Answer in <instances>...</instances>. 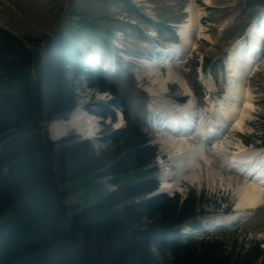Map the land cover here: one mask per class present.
<instances>
[{
    "label": "trees",
    "instance_id": "obj_1",
    "mask_svg": "<svg viewBox=\"0 0 264 264\" xmlns=\"http://www.w3.org/2000/svg\"><path fill=\"white\" fill-rule=\"evenodd\" d=\"M82 21L100 38L109 32ZM86 30L67 27L29 41L0 27V86L7 89L0 91V264H264L258 241L237 244V234L201 241L178 235L179 226L195 225L207 202L192 194L149 197L157 188L156 148L129 115L125 128L100 139L103 148L73 134L49 139L48 125L68 117L83 83L117 97L95 73L84 74L76 59L77 35ZM23 69L34 74L30 84L18 86L13 80ZM33 119L39 130L20 136ZM86 177L108 178L115 189L81 208L68 202L64 186Z\"/></svg>",
    "mask_w": 264,
    "mask_h": 264
},
{
    "label": "rangeland",
    "instance_id": "obj_2",
    "mask_svg": "<svg viewBox=\"0 0 264 264\" xmlns=\"http://www.w3.org/2000/svg\"><path fill=\"white\" fill-rule=\"evenodd\" d=\"M127 1L128 4H126ZM191 4H194L200 11L203 35L194 37V48L192 46L186 47L185 53H180L182 54L180 60L167 61L166 57L177 56L178 50H183V41H181L179 32L182 29L181 25L186 23L189 17L188 8ZM263 13L264 0H0V27L26 40L36 41L44 35L54 34L63 27H71L70 29L77 30L76 27L81 28L83 26L82 17H85L98 27L113 31L112 36L104 34V38L111 43L112 49H108L102 41L93 35L78 36L79 46L82 52L97 54L96 61H100L101 58V63L104 60L107 64L103 70L107 73L108 78L116 83L126 110L135 118L139 128L141 127L144 133L152 139L151 143L161 151V156L158 158L159 167L169 173L166 176L170 183H176L177 179H181L180 175L183 169L180 166V161L171 157L167 148L162 147L159 135L158 142L156 141V129L151 127L153 123L150 120L151 117L153 118L150 107L153 97L149 88L155 87L157 89L158 86L154 82L155 76L140 82L137 73L139 60L154 59L156 61L162 56L160 73L164 76L168 72L177 74L176 80L168 85L166 91L161 90L162 93H159V97L161 96L167 102L175 105L178 104L179 99H184V102L188 101L186 94H192L191 97L193 96V98L189 101L190 105L195 100L196 102H203L202 105L206 109V105L208 106L207 98L217 104L221 98L220 95L225 91V74L221 66L224 65L225 68L226 61L229 62V59H226V53L231 48H233L231 52H234L236 48L234 45L239 35L244 34L249 37V31H245V28ZM89 39L92 41L90 42ZM34 44L30 43V46H36ZM37 45L41 46L39 43ZM257 57L259 64L257 62L256 69L246 84V88L253 95V110L243 126L242 132L232 131L230 133L229 131L225 140L219 143V146L225 147L221 151L227 155L241 150L264 149L258 146L260 132L257 127L264 123V45L258 56L256 55ZM196 64L198 65L195 69L192 66H196ZM204 68H208L207 72L203 70L201 73L200 69ZM38 72L39 69L37 68ZM18 73L13 83L18 86L31 83L33 70L23 69L19 70ZM179 79L183 81L185 86L180 85ZM83 84V87L76 91L78 94L77 108L83 110L91 108L100 112L101 109L95 103L107 102L111 96H104L89 88L87 83ZM229 85L227 71L226 94ZM15 90L12 89L11 91ZM0 91L6 92L7 89L0 86ZM217 105L213 106L212 111L214 113L211 112L210 115L220 116ZM191 109L192 115H194V109L192 107ZM118 113L119 111H116L115 120L105 119L97 125L98 134L90 140L97 142L98 147L103 148L98 143L100 137L109 133L111 129L117 130L125 126L123 123L121 125L118 123ZM215 116L207 120L215 119ZM96 117L100 121L99 116ZM38 130L39 122L37 119H33L19 129V135H32ZM70 134L79 136L73 130H69L64 136ZM225 141L227 142L224 143ZM195 142V138L190 136L188 143L191 147L195 146ZM228 144H230L229 147ZM212 163L213 172L219 174L217 177L211 176L213 182L208 177L211 168L203 165L200 169L201 172L195 168L196 172L201 173L199 182L190 183L187 181L188 183H184L182 181L177 190L182 197L191 193L197 195L203 192L206 200L212 203H222L220 208L210 205L205 209L210 213L204 217L207 221L224 216L225 210L230 209L233 215L227 219L229 222L223 220L220 222L223 225H228L234 221H240V223L222 231L223 233L237 234V244L254 239L264 242V197L255 209L238 210V192L236 189L242 185L243 181L240 182V176L233 173L231 169L227 172L222 164L220 165L215 161ZM64 187L65 190L69 191L68 202L79 205L81 208L94 206L102 197L114 189L108 178L92 177L69 182ZM167 193L174 195L170 192ZM99 212L98 215L103 216L105 214ZM203 232V229L199 231V233ZM198 237L202 236L199 235Z\"/></svg>",
    "mask_w": 264,
    "mask_h": 264
},
{
    "label": "bare ground",
    "instance_id": "obj_3",
    "mask_svg": "<svg viewBox=\"0 0 264 264\" xmlns=\"http://www.w3.org/2000/svg\"><path fill=\"white\" fill-rule=\"evenodd\" d=\"M188 12L189 17L186 23L181 25L182 29L179 32L182 38L181 41H183L182 46L185 48L188 46H195L194 37H201L203 35L200 11L194 4H191L188 8ZM256 44L257 41L254 45ZM180 50L181 49H179L178 52ZM253 51V49L247 52L244 51L242 44H240L234 49V52H231L229 55V89L227 94L224 95L217 105L218 114H220V116L211 120L201 119L196 121L195 116L192 115L193 112L190 103L187 105L174 106L159 97V93H162L161 90L166 91L168 85L176 80L177 74L168 72L167 75L164 76L160 73L161 60L140 61L141 65L138 71L140 82H143L146 78L155 76L154 82L158 86L157 89L155 87L148 88L153 96L152 104L155 107L154 111L162 115L161 120L157 117V129L159 132L158 135L160 136L159 141L162 143L163 148H167L171 157L180 161V166L183 169L180 175L181 179H177L176 183H170L165 175L162 187L163 190L169 192L178 191V185L182 181H190V183L199 182L201 178V173L199 172H201L200 169L202 167L200 165V159H202L206 166H210L211 172H213L212 162L215 160L217 162L222 161L221 164L224 166V170L228 172V170L231 169L233 173L240 176V182L243 181L242 185L236 189L238 192V210L243 211L247 208L256 207L261 203L264 197V150H241L229 156L221 151L225 147L219 146V143L225 140L226 134H228L229 131L234 130L242 132L243 126L253 110V95L252 92L246 88L247 80L255 71L257 62L259 61L256 58L257 54H254ZM242 53H246L247 55ZM180 85H184L183 81L180 82ZM228 122H231L233 126L231 124L226 126ZM194 123L196 124L194 132L197 134V138L201 137V139H199L200 141L198 143H195L194 147H191L188 141L191 134H193L191 128L194 127ZM97 125L98 121L95 116L89 114L87 110L85 111L81 108H77L74 110L69 120H58L51 123L49 131L53 140H57L64 136L69 130H73L78 135L85 138L92 139L97 134ZM219 133H221L222 136L217 138ZM203 137H211L213 146L210 145L211 141L205 142L202 140L205 139ZM226 142L227 141L224 143ZM206 149H210V151L207 153ZM230 157L232 159H238V162H234V160L228 162L229 159H231ZM253 159L259 161V163L250 164L249 160L253 161ZM233 166L235 168L238 167L236 168L237 170L232 169ZM195 168H198L199 172H196ZM211 172H209L210 174L208 173L210 180L212 175L216 177L219 175L214 172L211 174ZM213 179L216 180V178Z\"/></svg>",
    "mask_w": 264,
    "mask_h": 264
}]
</instances>
